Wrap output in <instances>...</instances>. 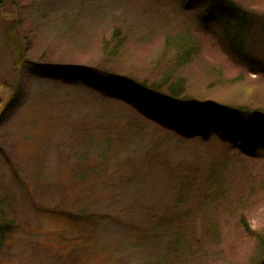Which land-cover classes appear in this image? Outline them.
<instances>
[{"label":"rangeland","instance_id":"rangeland-1","mask_svg":"<svg viewBox=\"0 0 264 264\" xmlns=\"http://www.w3.org/2000/svg\"><path fill=\"white\" fill-rule=\"evenodd\" d=\"M235 2L240 39L215 0H6L0 264H257L264 149L223 133L221 111H264V0ZM178 36L197 48L186 63ZM166 74L200 111L176 121L144 99L172 105L162 95L124 84Z\"/></svg>","mask_w":264,"mask_h":264},{"label":"trees","instance_id":"trees-1","mask_svg":"<svg viewBox=\"0 0 264 264\" xmlns=\"http://www.w3.org/2000/svg\"><path fill=\"white\" fill-rule=\"evenodd\" d=\"M218 1L219 6L224 10L228 15V27L236 30L233 39H240L241 31L246 28L247 16L239 8L235 0H215ZM6 0H0V12L5 7ZM13 25V24H10ZM113 36L117 35L113 31ZM109 41H106L103 48V53L107 52L108 44L116 41L118 38L113 37ZM6 38L9 43V48L12 54L13 68L21 70L25 67L26 60L24 57V52L19 44V38L13 33L12 27L8 28L6 31ZM191 39L184 36H178L171 38L167 44L172 46L175 52L178 55L177 63H186L189 57L196 55L197 48L191 44ZM117 44L111 50L113 56L114 49H116ZM234 48V47H233ZM238 53V50L234 51ZM52 67V66H49ZM64 65L63 68H55L52 70L65 71ZM70 67V66H68ZM75 67V66H73ZM71 68V67H70ZM77 68V67H76ZM74 68V69H76ZM47 69V67H46ZM50 69V71H52ZM73 69V68H72ZM173 74L162 75L158 80H131L124 78L128 83L126 85H131L132 87H137L140 90V93L146 91L157 93L162 95L164 99L168 100L172 105H166L161 100L153 99L150 100L149 97L144 98L149 99V106L151 108H157L162 114L168 115L172 119L178 120L177 116L181 110L179 106H182L183 109L187 108L186 106H194L197 111H200L203 106L201 103L191 102V98L188 97L184 89V84L181 78L173 77ZM223 107V106H222ZM213 112L218 115L220 110L218 107H213ZM186 110V109H185ZM223 133L230 132L232 136L236 137L240 135L242 138L241 147L245 150H248V153L255 154L264 149V111L263 110H254L249 108L247 105H237V106H224L223 107ZM4 222V221H3ZM0 223V227H6ZM1 229V228H0ZM0 233H2L0 231ZM262 241V242H261ZM261 245L256 252L258 259L257 264H264V238L261 239ZM2 245V240L0 238V247Z\"/></svg>","mask_w":264,"mask_h":264},{"label":"bare ground","instance_id":"bare-ground-1","mask_svg":"<svg viewBox=\"0 0 264 264\" xmlns=\"http://www.w3.org/2000/svg\"><path fill=\"white\" fill-rule=\"evenodd\" d=\"M241 224L243 225V219H242V223ZM243 227H245V226L243 225Z\"/></svg>","mask_w":264,"mask_h":264}]
</instances>
